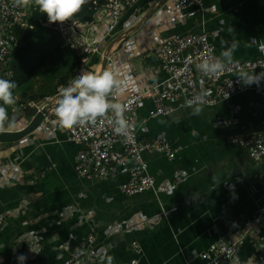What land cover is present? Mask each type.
I'll use <instances>...</instances> for the list:
<instances>
[{"label": "crops", "instance_id": "crops-1", "mask_svg": "<svg viewBox=\"0 0 264 264\" xmlns=\"http://www.w3.org/2000/svg\"><path fill=\"white\" fill-rule=\"evenodd\" d=\"M203 1V10L182 12L169 0H139L125 10L111 34L101 31L96 37L105 39L104 52L109 51L113 62L95 56L99 65L86 71L119 68L118 79L128 78L121 101L168 79L152 47L174 35L206 34L216 57L235 42L233 62L264 58L257 46L264 41V0ZM57 99L35 103L48 109L49 128L15 143H0V172L9 174L0 185V264H20V255L27 257L24 264H67L75 246L89 235L96 238L100 264H108L109 256L112 264H131L135 258L138 264H206L200 255L219 239L235 245L242 261L254 256L257 262L264 227H253V221L264 204V160L255 161L251 148L231 138L264 134V92L250 90L213 107L200 105L199 115L183 108L156 118L147 99L138 109L140 139L164 134L176 157L146 154L155 186L136 196L122 191L127 168L104 180L77 174L81 147L55 128ZM218 118L238 124L217 127ZM30 120L25 115L8 131ZM113 154L115 159L122 156V147L117 145ZM135 242L140 253L133 249Z\"/></svg>", "mask_w": 264, "mask_h": 264}, {"label": "built area", "instance_id": "built-area-1", "mask_svg": "<svg viewBox=\"0 0 264 264\" xmlns=\"http://www.w3.org/2000/svg\"><path fill=\"white\" fill-rule=\"evenodd\" d=\"M105 2L95 8V14L89 23L40 22L45 27L58 30L66 44L78 54L86 53L90 55V58L100 56L106 64L112 63L113 56L107 50L104 52L103 49L105 39L100 37L96 39V37L101 31L107 36L111 34L121 22L125 10L134 8L139 0H105ZM169 2L176 11L204 9L203 0H169ZM39 12L38 6L34 4L19 8L14 5L13 0H0V65L8 78L14 75L9 67L10 57L16 49L25 46L22 37L27 31L33 30L32 19ZM152 48L158 51L169 76L166 81L156 87L142 91L136 90L121 100L128 106L125 117L133 125L127 137L117 135L114 132V125L108 122L107 117L99 118L94 123L78 125L71 130H62L55 125V128L64 133L69 141L81 147L75 164V171L79 176L104 180L118 168H127L129 179L122 185V191L128 196L143 194L155 186V178L150 175L149 164L145 159L146 154L158 153L170 160L176 157L166 135L162 134L149 140L140 139L138 109L147 99L152 100L154 108L151 117L156 118L169 116L179 109L189 108L185 106V100L192 99L200 93H205V102L202 106L213 107L220 102L230 100L239 93L250 90L264 92V80H261L258 85L245 86L236 77L240 70L257 74L264 72V58L246 63L233 62L219 76H205L198 71L196 65L201 58L214 56L216 50L204 33L174 35L159 45H153ZM29 107L38 112L43 110L35 103L29 104ZM239 110V107H235L233 111L238 113ZM51 121V116L46 115L37 131L49 128ZM232 124H238V121L218 118L215 123L217 127ZM231 142L251 148L255 161L264 160V134L238 135L232 137ZM117 145L122 147V156L115 159L113 151ZM8 175L6 172H0V185L7 183ZM253 227H264V204L255 214ZM95 243V236L89 235L83 243L75 246L67 264H100ZM133 249L136 253L141 252L136 242L133 243ZM226 249H231L233 255L240 258L235 245H228L223 239L212 243L200 255V258L206 264H230L226 259ZM131 264H138V259H133ZM257 264H264V245Z\"/></svg>", "mask_w": 264, "mask_h": 264}, {"label": "clouds", "instance_id": "clouds-1", "mask_svg": "<svg viewBox=\"0 0 264 264\" xmlns=\"http://www.w3.org/2000/svg\"><path fill=\"white\" fill-rule=\"evenodd\" d=\"M19 8L30 4L38 6L40 13L46 14L50 24H64L74 22V18L84 7L86 0H13ZM237 43L220 53L219 57L205 56L196 65L197 70L205 76H219L233 63V53ZM257 46L264 51V41H258ZM121 71L115 65L102 72L82 71L73 77L67 86L58 89V99L54 107L55 120L53 123L62 130H71L78 125L94 123L99 118H108L114 125L117 135L127 137L133 125L125 117L127 105L119 100L127 88V79H118ZM242 85L259 84L264 80V72L257 74L240 70L236 76ZM18 87L15 81L0 77V132L15 129L19 125L17 119V98L14 90ZM205 102V93H200L192 99L185 100V106L193 109L194 115H199L200 105ZM226 259L230 264H257L254 256L241 261L234 256L231 249H226ZM26 256L20 255L18 260L24 264ZM112 257H107L108 264H112Z\"/></svg>", "mask_w": 264, "mask_h": 264}, {"label": "trees", "instance_id": "trees-1", "mask_svg": "<svg viewBox=\"0 0 264 264\" xmlns=\"http://www.w3.org/2000/svg\"><path fill=\"white\" fill-rule=\"evenodd\" d=\"M105 3V0H86L74 22H91L95 8ZM148 4L143 2L144 6ZM40 21L49 23L46 14H35L32 19L33 30L27 31L22 37L25 46L16 49L10 57L9 67L14 72L13 77H3L18 84L14 90L19 108L16 114L18 121L25 115L29 116L30 103L55 100L58 98V89L67 86L78 71L99 65L98 58L92 59L86 53L78 54L66 44L58 30L45 27Z\"/></svg>", "mask_w": 264, "mask_h": 264}, {"label": "water", "instance_id": "water-1", "mask_svg": "<svg viewBox=\"0 0 264 264\" xmlns=\"http://www.w3.org/2000/svg\"><path fill=\"white\" fill-rule=\"evenodd\" d=\"M28 115L31 117V120L25 127L16 131L0 132V143H15L34 134L44 117L48 115V109H43L42 112H38L36 109L30 108Z\"/></svg>", "mask_w": 264, "mask_h": 264}, {"label": "rangeland", "instance_id": "rangeland-1", "mask_svg": "<svg viewBox=\"0 0 264 264\" xmlns=\"http://www.w3.org/2000/svg\"><path fill=\"white\" fill-rule=\"evenodd\" d=\"M28 120L24 119V122H27Z\"/></svg>", "mask_w": 264, "mask_h": 264}]
</instances>
